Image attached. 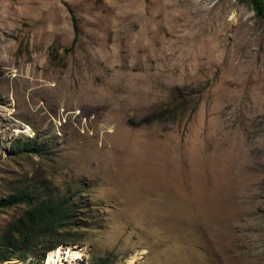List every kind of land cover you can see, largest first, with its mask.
<instances>
[{
    "label": "rangeland",
    "instance_id": "374dc122",
    "mask_svg": "<svg viewBox=\"0 0 264 264\" xmlns=\"http://www.w3.org/2000/svg\"><path fill=\"white\" fill-rule=\"evenodd\" d=\"M25 182L84 226L43 264H264V15L0 0V199ZM23 210L0 209V231ZM32 243L0 264H37Z\"/></svg>",
    "mask_w": 264,
    "mask_h": 264
},
{
    "label": "trees",
    "instance_id": "16d2710c",
    "mask_svg": "<svg viewBox=\"0 0 264 264\" xmlns=\"http://www.w3.org/2000/svg\"><path fill=\"white\" fill-rule=\"evenodd\" d=\"M251 1L255 4L258 15H264V0ZM34 153L42 157L51 156L47 151ZM19 204L24 205L20 218L0 231V260L6 261L12 256H17L24 259L21 261H25L29 253L39 256L36 246L32 243L34 239L48 245L40 253L41 258L37 261V264H42L45 250H54L63 244L62 242L66 243L72 227L84 228L80 225L81 220L75 215L76 212H80L79 206L71 200L70 196L56 194L54 186L49 195L38 198L29 190L25 182L15 189L13 196L0 199V209ZM101 262L94 264H101Z\"/></svg>",
    "mask_w": 264,
    "mask_h": 264
},
{
    "label": "bare ground",
    "instance_id": "6f19581e",
    "mask_svg": "<svg viewBox=\"0 0 264 264\" xmlns=\"http://www.w3.org/2000/svg\"><path fill=\"white\" fill-rule=\"evenodd\" d=\"M134 159V158H133ZM131 162V161H130ZM61 251H58V252H51L48 254L47 256V259H46V262L45 264H57L58 261H59V258L61 257V254L62 252L60 253ZM66 252V251H65ZM73 253V252H71ZM67 255L69 256L70 255V251H68ZM75 255V254H74ZM77 255V254H76Z\"/></svg>",
    "mask_w": 264,
    "mask_h": 264
},
{
    "label": "clouds",
    "instance_id": "9594fccd",
    "mask_svg": "<svg viewBox=\"0 0 264 264\" xmlns=\"http://www.w3.org/2000/svg\"><path fill=\"white\" fill-rule=\"evenodd\" d=\"M43 261H44V259H43ZM43 261H42V264H43Z\"/></svg>",
    "mask_w": 264,
    "mask_h": 264
}]
</instances>
